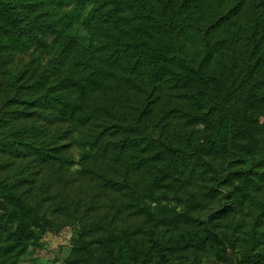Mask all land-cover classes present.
I'll return each instance as SVG.
<instances>
[{
	"label": "rangeland",
	"instance_id": "374dc122",
	"mask_svg": "<svg viewBox=\"0 0 264 264\" xmlns=\"http://www.w3.org/2000/svg\"><path fill=\"white\" fill-rule=\"evenodd\" d=\"M147 2L162 20L172 23L174 66H193L222 76L233 85L235 107L248 88L264 93V60L259 67L254 61L264 48V0H200L193 10L184 7L183 0ZM95 6L60 0L49 18L56 28L50 31L44 26L41 42L0 50V114L4 118L17 116L13 112L22 108L18 102L9 108L3 105L14 90L10 73L26 70L27 82L36 84L33 96L63 74L80 73L81 65L74 59L81 49L94 50V60L95 54L102 53L107 39H90L100 21ZM105 25L111 31L117 29L109 22ZM60 27L65 32L59 33ZM69 34L72 39L63 43ZM252 38L257 41L253 52ZM94 78L85 92L72 94L80 102L76 113L88 116V123L47 122L40 119L43 114L37 119L55 144H63L58 160L42 163L24 157L21 149L0 147V179L20 183L18 192L34 208L27 220L35 232L33 239L10 251L6 263L1 262L0 249V264H85L79 241L107 230L128 232L125 257L130 262L136 257L137 264L142 260L161 264L146 242L149 228L167 247L163 264H264V258L249 262L242 256L251 229L259 237L255 251L264 253V102L249 110L256 120L240 132L234 130L232 107L223 111L226 121L205 155L216 175L191 158L171 173H163L159 170L162 160L149 138L173 142L188 134L199 138L205 129L192 112L210 110L216 116V109L199 108L198 101L205 97H199L193 86L163 81L159 98L144 110L146 75L125 65L102 69ZM138 113L146 122L145 139L123 142L121 131ZM7 131L0 126V140ZM14 228L0 210V248L11 241ZM207 231L219 241L207 239Z\"/></svg>",
	"mask_w": 264,
	"mask_h": 264
},
{
	"label": "trees",
	"instance_id": "16d2710c",
	"mask_svg": "<svg viewBox=\"0 0 264 264\" xmlns=\"http://www.w3.org/2000/svg\"><path fill=\"white\" fill-rule=\"evenodd\" d=\"M78 2L96 4L93 11L98 13L100 21L91 30L90 39L91 41L100 37L107 39L102 53L98 56L95 54L96 60H94V50L87 47L81 49L74 59L81 65L80 73L63 74L60 79L33 96H31V90L36 89V84L27 82L30 75L26 76V70L16 71L13 75L10 73L9 85L14 90L12 89V95L5 97L3 105L9 108L18 102L22 108L12 111L17 112V116L11 115L4 118V115L0 114V126L8 128V134L0 140V147L21 149L24 157L29 156L42 163L58 160L63 144H55L56 140L48 135V129L37 123L40 114H43L40 119L47 122L75 120L80 122V125H85L89 118L81 115L80 111L76 113L80 102L78 97L73 98L72 94L85 92L88 84L94 81L96 74H101L102 69L105 71L110 66L125 65L131 71H142L146 75L145 84L148 90L142 98L144 110H149L159 98L163 81L193 86L199 97H205L204 101H198L199 108L211 105L216 109V116H212L210 110L192 112L191 116L199 119L205 129L199 138L190 134L184 140L177 142L163 137L149 138L158 157L162 160L159 170L163 173H171L180 163L191 158L201 161L216 175V169L205 159V155L212 150L215 136L220 126L226 121L225 113L232 107L231 119L235 122V132L244 130L255 122L256 117L249 110L264 102V93L248 88L245 94L238 98L240 106L235 107L232 100L233 85L226 82L222 76L193 66L183 69L174 66L171 50L176 33L172 23L162 20L147 0H78ZM199 2L200 0H183V6L193 10ZM59 3L60 0H0V50L9 52L25 42H41L43 36L40 30L44 26L50 31L56 28L49 18L57 10ZM107 22L117 28L115 32L105 25ZM57 29L59 33L65 32L64 28ZM71 39L72 35L69 34L62 41L68 43ZM256 44L257 41L252 38L249 46L251 52L255 50ZM263 60L264 48L256 56L255 66H261ZM38 107H43V111H38ZM29 108L31 109L27 110ZM48 109H52L53 113ZM142 110L140 108L139 113ZM139 113L131 124L121 131L123 142L145 139L147 133L144 124L146 122L143 115ZM209 128L211 131L207 132ZM113 131L119 132V130ZM261 152V160L264 162V142ZM19 185L20 183L17 182H6L0 179V210L6 214L7 221L15 225L11 241L0 248L2 263L8 261L10 251L21 247L24 240L35 237V232L29 228L27 220L28 215L34 213V208L28 198L21 197V193L18 192ZM205 236L212 242L219 241L218 236L211 231H207ZM145 239L156 257V262L165 263L167 247L164 242L151 228L146 230ZM129 241L130 237L126 230H122L119 234L107 230L94 238L81 239L78 244L85 264H137L136 257H131V262L125 257ZM245 241V245L242 246V256L247 261L256 262L264 258L263 252L255 251L259 237L254 229L248 231ZM195 260L197 263L199 258ZM241 261L245 260L242 258ZM145 263L144 260L139 262V264Z\"/></svg>",
	"mask_w": 264,
	"mask_h": 264
}]
</instances>
